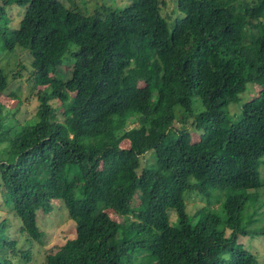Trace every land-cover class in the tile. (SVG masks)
<instances>
[{"label": "trees", "instance_id": "obj_1", "mask_svg": "<svg viewBox=\"0 0 264 264\" xmlns=\"http://www.w3.org/2000/svg\"><path fill=\"white\" fill-rule=\"evenodd\" d=\"M68 1L0 0L1 50L26 51L41 86L23 123L0 98V191L20 232L41 244L36 213L57 201L75 236L44 264H261L238 237L264 236L243 221L263 205L264 0ZM189 193L206 205L188 212ZM7 228L0 264L29 254Z\"/></svg>", "mask_w": 264, "mask_h": 264}, {"label": "rangeland", "instance_id": "obj_2", "mask_svg": "<svg viewBox=\"0 0 264 264\" xmlns=\"http://www.w3.org/2000/svg\"><path fill=\"white\" fill-rule=\"evenodd\" d=\"M67 7H72L68 0H60ZM74 3L81 5L83 3V8L86 9L88 13L93 12L99 7H115L129 4L131 0H73ZM118 1V2H117ZM170 7V6H169ZM101 11V9H100ZM8 15L11 19L13 25H17L22 17V10L19 7L12 6L9 8ZM81 57L79 58L82 62L87 63L91 60L89 52L86 50L80 52ZM30 58L26 51H16L8 52L1 50L0 46V66L5 70L8 78V86L0 97L4 101L6 107L11 114H14V118L18 123H23L34 117L38 109V100L36 97V91L41 88L37 85L33 79L31 68H30ZM62 71L68 72L69 65L65 62L62 67ZM251 90L246 91L240 95V102L245 98L251 96ZM15 97L19 98L20 105L19 109H16L17 103L19 102ZM58 107V104H55ZM197 106V105H196ZM230 110L236 111V105H232ZM61 109L57 111L59 115ZM135 124V122H134ZM117 127H126L122 123H116ZM4 148V145L1 147ZM2 150V149H1ZM3 151V150H2ZM145 162H151L152 158L149 153L145 154L142 159ZM261 178L263 182L262 187V199L263 205L258 207L257 205L249 206L248 211L251 212L254 209L257 210L256 214L253 216V220L248 218L247 215L243 217V221L248 223V228L250 230H255L252 227H260L264 225V164L261 166ZM1 189V185H0ZM206 200L194 193H189L186 197V209L190 213H194L196 209L205 206ZM53 211L49 214H44L41 211L36 213V222L38 227L43 231L44 235L41 244L31 241L27 238L24 232H20L19 228L21 226L20 218L15 214L12 208L5 204L0 191V220L6 219L8 228L5 230L11 239L17 242L16 248L18 251H28V257H24L19 253L16 257L12 258V264H44L46 260V255L49 252H54L59 246L64 244L67 239L73 238L75 236V225L74 222L67 217V211L61 202H53ZM112 213V212H110ZM114 217L115 215L112 214ZM132 219V218H130ZM122 222V218L117 219ZM253 237V236H252ZM238 240L248 247L251 252H254L257 256L259 262L264 264V236L254 235L251 236H241L239 235Z\"/></svg>", "mask_w": 264, "mask_h": 264}]
</instances>
